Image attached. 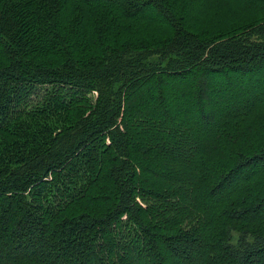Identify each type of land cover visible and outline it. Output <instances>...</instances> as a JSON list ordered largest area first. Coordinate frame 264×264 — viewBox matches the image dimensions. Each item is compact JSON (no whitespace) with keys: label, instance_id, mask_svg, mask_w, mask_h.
<instances>
[{"label":"trees","instance_id":"trees-1","mask_svg":"<svg viewBox=\"0 0 264 264\" xmlns=\"http://www.w3.org/2000/svg\"><path fill=\"white\" fill-rule=\"evenodd\" d=\"M0 264H264V0H0Z\"/></svg>","mask_w":264,"mask_h":264}]
</instances>
